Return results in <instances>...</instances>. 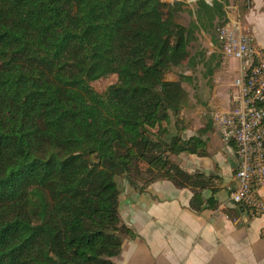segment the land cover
<instances>
[{
  "label": "trees",
  "instance_id": "16d2710c",
  "mask_svg": "<svg viewBox=\"0 0 264 264\" xmlns=\"http://www.w3.org/2000/svg\"><path fill=\"white\" fill-rule=\"evenodd\" d=\"M227 4L195 0L183 26L185 0H0V264H114L136 237L124 187L167 180L193 212L216 208L209 179L172 160L206 150L170 133L187 93L166 77ZM103 70L117 78L98 93Z\"/></svg>",
  "mask_w": 264,
  "mask_h": 264
},
{
  "label": "crops",
  "instance_id": "0c3cea01",
  "mask_svg": "<svg viewBox=\"0 0 264 264\" xmlns=\"http://www.w3.org/2000/svg\"><path fill=\"white\" fill-rule=\"evenodd\" d=\"M246 1L241 8L238 1L234 6L226 5L225 9L232 10L225 11L226 17H241L245 30L264 50V0ZM227 88L213 86L201 99L192 98L190 106L201 115L225 109ZM197 123L186 138L199 136L204 140L206 155L182 153L176 161L186 173H200L209 179L215 192L204 190L202 199L212 197L216 208L193 212L190 190L175 188L167 180L151 183L142 193L124 187L119 214L136 237L123 241L114 264H264V187L259 190L262 211H238L228 197L235 185L237 165L233 146L221 142L210 120L197 117Z\"/></svg>",
  "mask_w": 264,
  "mask_h": 264
},
{
  "label": "built area",
  "instance_id": "2783aa9c",
  "mask_svg": "<svg viewBox=\"0 0 264 264\" xmlns=\"http://www.w3.org/2000/svg\"><path fill=\"white\" fill-rule=\"evenodd\" d=\"M217 29L220 59L234 62L233 78L227 88L226 108L205 114L221 142L235 151V185L229 201L256 214L263 210L259 190L264 187V50L237 15Z\"/></svg>",
  "mask_w": 264,
  "mask_h": 264
},
{
  "label": "rangeland",
  "instance_id": "374dc122",
  "mask_svg": "<svg viewBox=\"0 0 264 264\" xmlns=\"http://www.w3.org/2000/svg\"><path fill=\"white\" fill-rule=\"evenodd\" d=\"M162 1L173 2V0ZM194 1L185 0L183 11L177 14V21L183 26H188L195 21L193 14ZM204 1L211 4L213 0ZM235 1H238L240 8L247 3L246 0H228V4L234 6ZM225 11L231 12L232 10L230 8L225 9ZM219 27H216L210 34L198 30L195 31V40L191 41L188 46L190 54L188 59H185L183 63L174 68L166 77L172 81L180 80L182 87L187 93V101L180 116L176 121L175 118L170 119L169 130L171 134H178L180 137L186 138L189 135L187 131L195 130L198 124L197 117L208 122L207 114L201 115L194 105L190 106L191 99H201L213 86H228L233 78L231 70L234 62H222L220 59V41L217 29ZM211 34L215 42L212 41ZM116 78L115 72L103 70L91 81L90 85L96 92L102 93L107 87L115 83ZM172 160L178 164L176 157H173Z\"/></svg>",
  "mask_w": 264,
  "mask_h": 264
},
{
  "label": "water",
  "instance_id": "95a60500",
  "mask_svg": "<svg viewBox=\"0 0 264 264\" xmlns=\"http://www.w3.org/2000/svg\"><path fill=\"white\" fill-rule=\"evenodd\" d=\"M237 210H238V211H242L243 208H242V207H238ZM239 223H240V220H237V223H236V224H239Z\"/></svg>",
  "mask_w": 264,
  "mask_h": 264
}]
</instances>
